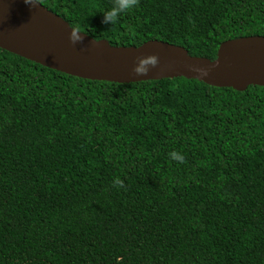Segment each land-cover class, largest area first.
<instances>
[{"label":"trees","instance_id":"16d2710c","mask_svg":"<svg viewBox=\"0 0 264 264\" xmlns=\"http://www.w3.org/2000/svg\"><path fill=\"white\" fill-rule=\"evenodd\" d=\"M36 1L114 47L216 61L264 37V0H138L109 25L112 0ZM0 264H264V88L88 81L0 49Z\"/></svg>","mask_w":264,"mask_h":264},{"label":"water","instance_id":"95a60500","mask_svg":"<svg viewBox=\"0 0 264 264\" xmlns=\"http://www.w3.org/2000/svg\"><path fill=\"white\" fill-rule=\"evenodd\" d=\"M70 31L80 33L82 40L72 45ZM0 49L88 81L125 85L185 78L238 92L264 88V37L228 41L216 61L192 57L186 49L160 41L114 47L73 29L36 0H0ZM135 67L146 71L136 75Z\"/></svg>","mask_w":264,"mask_h":264},{"label":"clouds","instance_id":"9594fccd","mask_svg":"<svg viewBox=\"0 0 264 264\" xmlns=\"http://www.w3.org/2000/svg\"><path fill=\"white\" fill-rule=\"evenodd\" d=\"M137 3H138V0H112L111 8L107 9L103 13L102 23L109 25L115 22L121 14L133 9L137 5ZM68 40L72 45H75L77 42L82 40V36L78 32L73 33L70 31L68 33ZM132 71L134 74L140 75V74H143V72L146 71V69L135 67L133 68ZM169 155L172 159L177 160L181 163L183 162L182 155L176 152H171ZM113 183L116 186H120V187L123 186V182L119 178H116Z\"/></svg>","mask_w":264,"mask_h":264}]
</instances>
